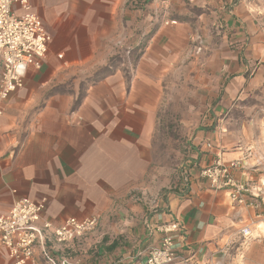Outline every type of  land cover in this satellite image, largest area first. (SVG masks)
I'll list each match as a JSON object with an SVG mask.
<instances>
[{"label":"crops","instance_id":"0c3cea01","mask_svg":"<svg viewBox=\"0 0 264 264\" xmlns=\"http://www.w3.org/2000/svg\"><path fill=\"white\" fill-rule=\"evenodd\" d=\"M28 4L51 41L0 116V217L20 198L45 199L42 220L54 227L96 217L84 238L47 243L50 257L70 264H144L172 220L183 227L173 264H264L263 2ZM12 11L24 14L18 3ZM176 106L185 110L183 163L157 194L162 186L150 183L166 168L153 165V142L161 114ZM238 159L235 179L252 185L245 205L199 176ZM152 192L156 208L134 200ZM243 225L251 238L240 236ZM33 261L48 264L38 247ZM0 264H9L1 245Z\"/></svg>","mask_w":264,"mask_h":264},{"label":"built area","instance_id":"2783aa9c","mask_svg":"<svg viewBox=\"0 0 264 264\" xmlns=\"http://www.w3.org/2000/svg\"><path fill=\"white\" fill-rule=\"evenodd\" d=\"M14 3L22 7L23 15L13 13ZM50 41L40 19L30 12L28 0H0V116L10 96L23 88L27 69L41 68ZM242 161L223 163L217 160L204 167L199 176L208 182L211 190L226 192L231 201L245 205V197L251 193L252 185L235 179ZM255 193L258 198L262 191L255 188ZM45 209V199L20 198L14 201L5 216L0 217V245L6 250L9 264H35V247L40 249L48 264H70L67 260L56 261L50 257L46 252L47 243L52 239L58 245H67L84 238L97 227L96 217L68 218L54 227L42 220ZM157 230L163 233V237L157 247L149 249L144 264H173L183 227L172 220ZM239 234L243 239H249L253 231L250 225H243ZM260 239L264 241V235Z\"/></svg>","mask_w":264,"mask_h":264},{"label":"rangeland","instance_id":"374dc122","mask_svg":"<svg viewBox=\"0 0 264 264\" xmlns=\"http://www.w3.org/2000/svg\"><path fill=\"white\" fill-rule=\"evenodd\" d=\"M261 1L264 4V0ZM133 63L134 62L125 63V66ZM184 112L185 110L176 106L175 108L167 109L161 114V125L159 126L155 142H153V165L156 167L161 166L163 169L166 168V171L160 176V183H158L157 180L150 183V185L155 188L162 186L161 190L156 192L157 194H162L166 188H168V190L171 188L173 183L171 178L174 177L171 172L181 169L183 163L184 143L182 136L185 133V127L181 125L180 118ZM164 180H166L167 184H164L166 183ZM156 193H149L150 195L148 194L147 197L137 196L134 197V200L141 204L145 202L153 209L156 208L155 202H157L156 200L159 198Z\"/></svg>","mask_w":264,"mask_h":264}]
</instances>
